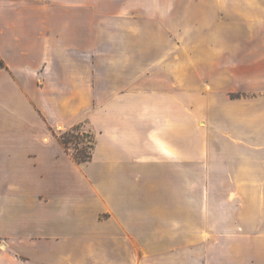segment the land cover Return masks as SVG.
<instances>
[{
    "label": "crops",
    "instance_id": "0c3cea01",
    "mask_svg": "<svg viewBox=\"0 0 264 264\" xmlns=\"http://www.w3.org/2000/svg\"><path fill=\"white\" fill-rule=\"evenodd\" d=\"M0 60V264H264V0H0Z\"/></svg>",
    "mask_w": 264,
    "mask_h": 264
},
{
    "label": "rangeland",
    "instance_id": "374dc122",
    "mask_svg": "<svg viewBox=\"0 0 264 264\" xmlns=\"http://www.w3.org/2000/svg\"><path fill=\"white\" fill-rule=\"evenodd\" d=\"M203 49V48H202ZM202 49H201V52L202 53ZM204 66H206V63H201V71H204L206 70V68H204ZM200 121H203L202 124H205L203 125V127L201 126V130H202V134L204 137H206V135L208 134V129H207V115L204 114L203 111L200 112ZM79 124L78 126H76L77 128L76 129H72L73 127H75L74 125H77ZM77 124H74L73 126H71V132H66L67 129L69 128H66V129H63V130H59L57 131V135H61L63 134L65 137H67L68 139H70L71 141H73L75 144H69V147H70V152H73V153H77L79 152L77 149H75L76 147L78 149H86L89 147L90 145V142H91V139L94 138V134L91 130V127L88 123H83V122H80V123H77ZM201 177H204L205 175H200ZM206 192H213L215 193L216 192V197H220L221 196H224V191L221 190V191H212V190H207Z\"/></svg>",
    "mask_w": 264,
    "mask_h": 264
},
{
    "label": "trees",
    "instance_id": "16d2710c",
    "mask_svg": "<svg viewBox=\"0 0 264 264\" xmlns=\"http://www.w3.org/2000/svg\"><path fill=\"white\" fill-rule=\"evenodd\" d=\"M0 66H4V64L1 60H0ZM78 125L79 124L74 125L75 127H73L72 129L73 130L76 129L77 128L76 126H78ZM66 132H71V127L69 129H67ZM58 138L66 150H70L69 144H75L73 141H71L70 139L65 137L63 134L59 135ZM93 146H94V138L91 139V142H90V145L88 148L82 150V149H78L76 147L75 149H77L79 152H77V153L71 152V154L76 161L86 162L91 158Z\"/></svg>",
    "mask_w": 264,
    "mask_h": 264
}]
</instances>
